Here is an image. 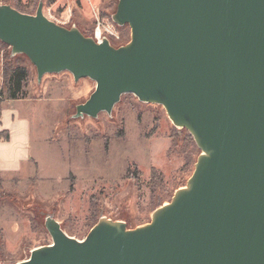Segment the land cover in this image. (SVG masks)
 <instances>
[{
  "label": "water",
  "instance_id": "95a60500",
  "mask_svg": "<svg viewBox=\"0 0 264 264\" xmlns=\"http://www.w3.org/2000/svg\"><path fill=\"white\" fill-rule=\"evenodd\" d=\"M113 46L0 3V42L44 74L95 88L74 117L110 113L122 94L160 104L199 154L186 184L127 228L100 217L86 236L47 215L49 244L13 264H264V0H117Z\"/></svg>",
  "mask_w": 264,
  "mask_h": 264
},
{
  "label": "rangeland",
  "instance_id": "374dc122",
  "mask_svg": "<svg viewBox=\"0 0 264 264\" xmlns=\"http://www.w3.org/2000/svg\"><path fill=\"white\" fill-rule=\"evenodd\" d=\"M53 1L0 3L33 14L42 2L43 14L59 25L93 38L99 21L115 30L116 36L107 37L111 45L129 41L128 25L112 20L115 10L109 4L115 0ZM17 65L28 70L24 97L49 103L30 102V161L18 168L14 180L5 183L0 177V264L24 260L32 248L51 242L44 226L47 215L77 239L102 216L134 228L149 222L153 210L186 184L199 149L190 153L189 132L174 126L160 104L125 93L109 114L74 117L75 106L88 98L95 82L87 77L75 81L67 71L44 74L38 81L29 59L11 54L2 42L0 101L6 70Z\"/></svg>",
  "mask_w": 264,
  "mask_h": 264
},
{
  "label": "crops",
  "instance_id": "0c3cea01",
  "mask_svg": "<svg viewBox=\"0 0 264 264\" xmlns=\"http://www.w3.org/2000/svg\"><path fill=\"white\" fill-rule=\"evenodd\" d=\"M31 101L49 103L45 99L29 97L15 99L5 97L0 101V177L5 183L14 180V176L19 174L27 161H30L27 115L32 107ZM13 102L16 104L11 105Z\"/></svg>",
  "mask_w": 264,
  "mask_h": 264
},
{
  "label": "trees",
  "instance_id": "16d2710c",
  "mask_svg": "<svg viewBox=\"0 0 264 264\" xmlns=\"http://www.w3.org/2000/svg\"><path fill=\"white\" fill-rule=\"evenodd\" d=\"M50 3H53V0H49ZM104 1V0H101ZM116 1L111 2L109 4V8L111 9V11L115 10L116 7ZM17 10L27 13L26 11H23L19 8H16ZM28 77V70L26 67L21 66V65H17L14 67H10L8 68V70H6L5 76H4V88H5V97L8 99H15V98H23L24 97V93H23V86H24V82L26 81ZM2 90L0 91V96H1ZM119 135V133H118ZM7 137V134L5 135ZM187 137L189 138V140L191 141V146L193 151H190V153H194V151H196V145L192 139V137L188 134ZM107 144V142H106ZM191 156V154H190ZM189 156V158H190ZM188 158V160H189ZM192 160V159H191ZM191 160H189L191 162ZM137 171V170H136ZM138 172V171H137ZM153 172V171H152Z\"/></svg>",
  "mask_w": 264,
  "mask_h": 264
},
{
  "label": "built area",
  "instance_id": "2783aa9c",
  "mask_svg": "<svg viewBox=\"0 0 264 264\" xmlns=\"http://www.w3.org/2000/svg\"><path fill=\"white\" fill-rule=\"evenodd\" d=\"M108 36H116L115 30L111 28L109 25H104L97 21V24L93 28V38L96 42H101L103 38H107ZM1 141V137H0Z\"/></svg>",
  "mask_w": 264,
  "mask_h": 264
}]
</instances>
